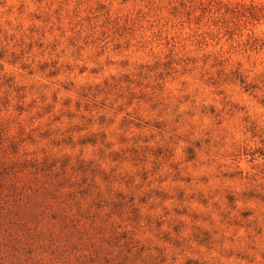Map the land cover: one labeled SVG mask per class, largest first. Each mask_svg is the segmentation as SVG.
Here are the masks:
<instances>
[{
    "label": "rangeland",
    "instance_id": "1",
    "mask_svg": "<svg viewBox=\"0 0 264 264\" xmlns=\"http://www.w3.org/2000/svg\"><path fill=\"white\" fill-rule=\"evenodd\" d=\"M260 23L243 0H14L0 264H264Z\"/></svg>",
    "mask_w": 264,
    "mask_h": 264
},
{
    "label": "clouds",
    "instance_id": "2",
    "mask_svg": "<svg viewBox=\"0 0 264 264\" xmlns=\"http://www.w3.org/2000/svg\"><path fill=\"white\" fill-rule=\"evenodd\" d=\"M13 2H14V0H0V5H2V6H0V13H4V12H6L8 6H10ZM243 2L246 3V4H250V5H251V4L264 5V0H243ZM257 28H259L262 32H264V23H260L259 26H258ZM257 28H254V29H252V30H253V31H256ZM8 31H9V34L12 33V30H11V29H8ZM105 62L107 63L108 61L106 60ZM113 63H114V62H113ZM81 68L84 69L83 71H92L93 69H95V66H93V68H88V67H86V66H80V68L78 69V71L82 73L83 71H81ZM97 71H100V69H98ZM128 74H129V73H127V72H121V73L119 74V76H121V75H128ZM110 78H117V73H115V72L108 73L105 79H101V80H97V81H95V82H94V85H101V84H104V81L107 80V79H110ZM69 83H72V82L69 81ZM87 83H88L87 81H84V84H87ZM172 83H176V81H173ZM82 87H83V84H82ZM177 88H178V87H176V88L173 90V95H178V92H177V90H176ZM217 99H219V97H217ZM120 100H121V99H119V98L114 99V100L112 101V106H113L114 108H118V107L121 105V104H120ZM217 106L220 107V105H217ZM178 111H180V112L185 111V106H184V105H181L180 108L178 109ZM258 111H260V112H264V108H260V109H258ZM126 112H131V108H129L128 111H125V112H124V115H125ZM117 115H119V112L117 113ZM121 118H122V117H121ZM192 119L195 120V119H197V117L193 116ZM113 123H117V121L114 120ZM208 123H209V121H206V120L204 121V124H205V125H207ZM219 127H220V128H225V127H230V126L227 125L226 123H220ZM230 130H231V129H230ZM232 131H233V134H234V137H235L236 140L241 139L240 134H239L238 132H235L234 130H232ZM242 163H243L244 165L247 166V171L251 170V169H250V165H249L246 161H243ZM240 169L242 170V172L245 171L244 168H240ZM216 255H217V254H216L215 252H211V253H209V255H208L207 257H205V259H211V258H213V257H216ZM259 258H260V257L258 256L257 259H259Z\"/></svg>",
    "mask_w": 264,
    "mask_h": 264
}]
</instances>
